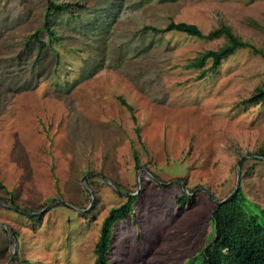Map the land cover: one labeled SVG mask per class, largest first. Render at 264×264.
<instances>
[{
  "label": "rangeland",
  "instance_id": "1",
  "mask_svg": "<svg viewBox=\"0 0 264 264\" xmlns=\"http://www.w3.org/2000/svg\"><path fill=\"white\" fill-rule=\"evenodd\" d=\"M51 1L73 8L51 16L57 40L40 33L37 59L25 40L45 1L0 0V264H92L127 196L108 264H200L237 169L241 209L264 224V108L244 103L264 89V57L236 49L195 70L223 36L142 30L225 27L264 54V0Z\"/></svg>",
  "mask_w": 264,
  "mask_h": 264
},
{
  "label": "trees",
  "instance_id": "2",
  "mask_svg": "<svg viewBox=\"0 0 264 264\" xmlns=\"http://www.w3.org/2000/svg\"><path fill=\"white\" fill-rule=\"evenodd\" d=\"M44 1L45 7L41 16V27L38 31L28 35L25 40V45L29 42L35 45L36 58L45 49V46L38 38L40 33L45 35L47 42H55L57 40L51 30L49 22L51 16L62 12L66 13L73 8L72 5L65 3L55 4L51 0ZM142 30L149 31L154 35L177 32L197 40H209L223 36L225 43L220 48L215 51H204L188 64L187 68L195 70H200L207 61H211L210 70H216L220 62L232 56L236 49L247 48L264 57L262 52L254 49L249 43L241 41L236 36L234 37L230 30L225 27L203 34L193 25L170 22L163 29L144 27ZM118 101L121 106L131 113L129 106L122 99L118 98ZM244 103L258 104L264 108V89L262 87L256 89L255 94ZM257 155L264 158V151H260ZM0 189L3 190L1 185ZM239 194L240 191H237L234 196L223 204L213 205L210 219L214 237L204 249L200 264H264V224H258L253 216H248L241 209L244 198L242 194L239 197ZM181 199L183 198H177V202H180ZM134 200L135 196H127L125 203L110 209L100 221L99 234L91 253L93 256L92 264H108L106 254L108 253L111 238L110 229L114 223L122 221L129 216L132 212ZM8 203L13 209L16 208L10 197L8 198Z\"/></svg>",
  "mask_w": 264,
  "mask_h": 264
},
{
  "label": "water",
  "instance_id": "3",
  "mask_svg": "<svg viewBox=\"0 0 264 264\" xmlns=\"http://www.w3.org/2000/svg\"><path fill=\"white\" fill-rule=\"evenodd\" d=\"M256 158L259 159V160L264 161V158H262V157H256ZM83 181H84V179H82V182H83ZM178 183H180V182H178ZM238 184H239V172H238V169H237V170H236L235 185H234V188L232 189L230 195L227 196V197H226L225 199H223V200H220V201H214V204H215L216 206L221 205V204H223L224 202H226L228 199H230L232 196H234V195H235V192H236V190H237V188H238ZM181 188H183L182 185H181ZM24 214H26V213H24ZM26 215L33 216L34 214L27 213Z\"/></svg>",
  "mask_w": 264,
  "mask_h": 264
}]
</instances>
